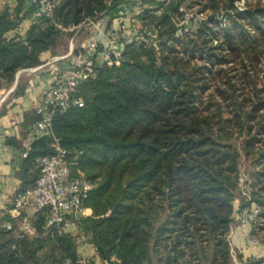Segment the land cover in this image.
<instances>
[{"label": "trees", "instance_id": "1", "mask_svg": "<svg viewBox=\"0 0 264 264\" xmlns=\"http://www.w3.org/2000/svg\"><path fill=\"white\" fill-rule=\"evenodd\" d=\"M54 1L52 21L34 19L29 0L0 8V90L57 56L61 39L72 37L63 30L99 20L121 2ZM195 1L205 20L179 38L183 0H172L158 17L150 11L155 0H142V27H155L168 45L158 52L126 45L118 67H104L80 86L75 98L83 107L52 119L70 172L92 183L85 200L90 216L77 221V230L100 262L232 264L227 235L241 195L242 160L252 177L250 202L239 208L260 209L251 236L264 243V4L243 0L241 11L238 0ZM23 90L18 83L12 95ZM51 144L50 136L32 144L21 191L35 185L37 160L53 154ZM8 222L11 230L3 227ZM42 224L40 215L33 217V233L18 238V222L6 217L0 264L82 258L93 264L77 249L76 236L45 235Z\"/></svg>", "mask_w": 264, "mask_h": 264}, {"label": "built area", "instance_id": "2", "mask_svg": "<svg viewBox=\"0 0 264 264\" xmlns=\"http://www.w3.org/2000/svg\"><path fill=\"white\" fill-rule=\"evenodd\" d=\"M34 10V19L52 21L54 0H29ZM117 0H108L107 4ZM108 15L99 20H86L77 27H72L64 32L72 34L68 53L62 57L50 59L43 67L53 71L50 88L43 93L42 101L35 109L37 121L31 126L22 144L21 158L26 159L31 151L32 144L39 138L52 137L51 148L53 154L37 160L39 177L32 188L16 194L8 215L11 220L18 222L17 237L23 234H32L30 223H19L23 213L32 218L40 215L43 218L42 231L45 235L52 236L70 233L77 237V249L88 252V257L94 264H108L100 262L96 248L88 238L78 232L77 217L80 219L90 216V211L85 206V200L92 189V183L80 172H70L73 163L68 161L67 152L61 147L59 139L52 136V119L56 114H64L72 108H82L83 101L75 98L80 86L88 80L94 79L99 71L104 68L118 67L121 63L124 47L133 44L146 50L158 52L161 44L168 43L157 36L156 28H143L140 16L144 7L142 0H120ZM158 4L150 9L158 17L172 0H155ZM180 19L175 23L176 37L188 35L194 25L205 20L202 13H186L182 7L178 8ZM60 28V27H58ZM61 29V28H60ZM18 28L15 32L20 33ZM77 37H85L76 43ZM100 44V45H99ZM31 69L30 71H35ZM22 72V71H21ZM20 74V72H19ZM240 179L241 196L250 202V193L245 190L246 180ZM244 189H241V187ZM260 209L251 205L249 209L234 211V222L230 227L227 240L233 235L234 225L254 224L259 217ZM11 230L8 222L3 226ZM251 247L260 245V241L251 236L247 240ZM230 255L235 254L230 248ZM64 264H72L67 260ZM76 264H88L85 259Z\"/></svg>", "mask_w": 264, "mask_h": 264}, {"label": "crops", "instance_id": "3", "mask_svg": "<svg viewBox=\"0 0 264 264\" xmlns=\"http://www.w3.org/2000/svg\"><path fill=\"white\" fill-rule=\"evenodd\" d=\"M5 1L11 3L14 0H0V3ZM57 57L53 56L51 59ZM45 64L47 63L42 64L35 71H22L26 77L22 86L24 88L22 95L17 97L12 95L18 85V78L10 88L0 90V224H3L6 217L10 218L7 212L16 194L25 188L22 181L24 160L21 158L22 144L34 124L33 119L37 118L34 109L42 101L43 93L50 88L54 73L48 70V67L41 68ZM234 206L236 211H242L237 202ZM31 220L30 215L23 213L19 223L27 222L31 225ZM251 233V224L234 225L230 240V248L235 254L234 258L231 257L232 264H251L264 260V243L257 247L247 244ZM82 253L89 255L85 251ZM236 256H240L241 261H238Z\"/></svg>", "mask_w": 264, "mask_h": 264}, {"label": "rangeland", "instance_id": "4", "mask_svg": "<svg viewBox=\"0 0 264 264\" xmlns=\"http://www.w3.org/2000/svg\"><path fill=\"white\" fill-rule=\"evenodd\" d=\"M17 0H14V1H11V3H9V1H5V2H2L0 3V8H3V7H12L14 6V4H16ZM196 2L195 0H183V5H182V8L184 9V11L188 14L192 13H200L198 10V6L196 5ZM248 2L250 3H256V2H260L261 4H264V0H248ZM235 6L237 9L243 11L244 10V3H243V0H238V1H235L234 2ZM204 16H205V13H202ZM207 16H209V12L206 13ZM227 15L228 14H224L222 15L221 17H219L217 19V21L219 22H224V20L227 18ZM230 15V14H229ZM176 23V22H175ZM70 39L71 38H68V37H63L60 41V44L57 48V56L58 57H62L64 55H66L68 53V50H69V43H70ZM85 37H77L76 38V43H79L81 42L82 40H84ZM21 74L19 75L18 77V83L23 86L25 80H26V77H25V74H23L22 72H20ZM5 90V89H4ZM241 173L243 174L244 178L243 180H246L249 181L251 180V177H252V167L249 168V164H247L246 161L242 160L241 161ZM245 186L241 187V189H244ZM249 188V185L246 183V187H245V190L249 191L248 190ZM250 189V188H249ZM235 202H237L239 204V206H241L242 204H245V201H244V198L240 195V196H237L236 197V200ZM259 222L257 221L256 222V225L258 224ZM258 234H261L260 232Z\"/></svg>", "mask_w": 264, "mask_h": 264}, {"label": "water", "instance_id": "5", "mask_svg": "<svg viewBox=\"0 0 264 264\" xmlns=\"http://www.w3.org/2000/svg\"><path fill=\"white\" fill-rule=\"evenodd\" d=\"M18 76H19V73L16 75V79L18 78ZM14 85H15V84H14ZM13 89H14V87L11 89V91H12ZM77 219L79 220L80 217L78 216Z\"/></svg>", "mask_w": 264, "mask_h": 264}]
</instances>
